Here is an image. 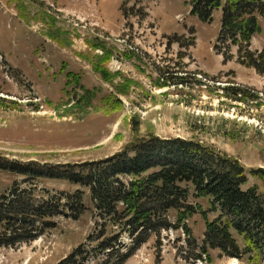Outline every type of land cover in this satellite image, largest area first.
<instances>
[{
	"label": "rangeland",
	"instance_id": "obj_1",
	"mask_svg": "<svg viewBox=\"0 0 264 264\" xmlns=\"http://www.w3.org/2000/svg\"><path fill=\"white\" fill-rule=\"evenodd\" d=\"M190 3L0 0V97L8 100L0 105V162L37 161L49 170L106 160L140 138L198 136L245 166L246 189L257 184L264 187V181L249 173L264 170V75L237 61V47H232L234 58L226 61L216 48L221 11L215 12L213 21L203 22L190 14ZM54 35L65 47L49 39ZM174 35L181 36L183 43L170 42ZM88 36L106 40V50L112 53L108 60L99 61L103 51L91 49ZM129 52L139 57L125 55ZM157 67L219 77L222 85L228 81L245 84L238 80L240 75L256 83L245 85L261 94L256 101L243 103L224 98L212 82L201 85L192 80L188 87L161 86ZM96 68L102 69L106 81L94 72ZM229 71L234 74L228 75ZM68 72L79 75L81 87L94 90L97 97L82 99L85 91L76 81L67 85ZM114 90L122 107L104 109L101 99ZM24 178L0 169V197L16 182L53 194L81 189L86 194V209L78 219L55 217L52 228L27 243L0 247V264H105V255L96 256L92 249L88 260L81 256L75 263H67L103 229L90 189L63 179L39 178L28 184ZM190 202L209 209L208 198L191 196ZM171 215L174 221V213ZM209 218L215 215L209 213ZM188 224L195 242L189 244L180 229L152 233L122 264H250L213 248H208L212 261L198 260L196 255L203 253L205 245L206 222L196 213ZM107 230L105 236L119 232L118 228ZM120 239L131 242L126 233Z\"/></svg>",
	"mask_w": 264,
	"mask_h": 264
},
{
	"label": "trees",
	"instance_id": "obj_2",
	"mask_svg": "<svg viewBox=\"0 0 264 264\" xmlns=\"http://www.w3.org/2000/svg\"><path fill=\"white\" fill-rule=\"evenodd\" d=\"M190 2V14L203 22L213 21L215 12L221 11V30L216 48L226 61L234 58L232 47H237V61L264 75V48H251L253 37L262 31L264 0ZM101 34L107 36L108 32L102 31ZM52 37H49L51 41L65 47L55 35ZM169 41L183 43L178 35ZM86 42L91 49L103 51L98 57L101 63L112 54L106 50L107 42L103 37L88 36ZM129 53L125 55L139 57L135 52ZM157 71L161 86L188 87L192 80L201 85L212 82L222 90L224 98L243 103L256 101L261 94L255 88L236 81L219 84L222 82L219 77L204 73L179 74L169 67H157ZM94 72L103 80L107 78L101 68L94 69ZM199 74L202 77L197 78ZM227 74L233 75L234 71ZM67 77L68 86L76 81L81 87L79 75L68 72ZM81 88L85 91L82 99L93 101L97 97L94 90ZM6 99L0 97V105H6ZM101 103L104 109H120L123 105L115 90L103 97ZM200 139L198 136L192 139L152 136L133 140L121 152L99 162L59 165L49 170L43 169L37 161L0 162V169L24 175L23 182L28 184H32L33 179L56 178L90 189L98 216L103 219V229L96 238H90L89 244L78 248L67 263H75L74 259L81 256L88 260L91 257L89 249H92L97 251L96 256L98 253L105 255V264H122L152 233L159 234L168 229L182 230L189 238L188 243H193L195 239L188 222L200 213L206 222V232L205 245L201 247L203 253L196 255L198 260L212 261L208 248H213L220 249L229 257L246 259L250 264H262L264 187L257 184L246 189L249 177L245 166ZM249 173L264 181L263 169H251ZM22 187L16 182L0 197V247L27 243L52 228L55 217L66 215L78 219L86 209V194L81 189L73 193L58 191L53 194L46 189ZM191 196L208 198L209 209L190 202ZM172 213L174 221L171 220ZM209 213H213L215 218L211 220ZM107 228L112 231L118 228L119 232L105 236ZM123 233L128 235L129 244L120 239Z\"/></svg>",
	"mask_w": 264,
	"mask_h": 264
},
{
	"label": "crops",
	"instance_id": "obj_3",
	"mask_svg": "<svg viewBox=\"0 0 264 264\" xmlns=\"http://www.w3.org/2000/svg\"><path fill=\"white\" fill-rule=\"evenodd\" d=\"M261 27H262V31L260 33L256 34L252 39L251 48L253 50H262L264 48V20H261ZM244 68H246V67L244 66ZM230 69H233V68H230ZM230 69H228V70H230ZM246 69H248L250 71H254L256 73V70L254 68L248 67ZM228 70H226V71H228ZM257 75H259V74L257 73ZM238 80L245 83V84H248V85H255L256 84V83H252V82L243 80L240 77V75H238Z\"/></svg>",
	"mask_w": 264,
	"mask_h": 264
}]
</instances>
